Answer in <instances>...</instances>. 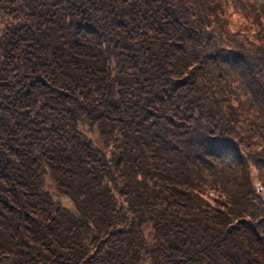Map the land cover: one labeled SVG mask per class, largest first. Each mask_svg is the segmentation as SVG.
Wrapping results in <instances>:
<instances>
[{"label":"trees","instance_id":"1","mask_svg":"<svg viewBox=\"0 0 264 264\" xmlns=\"http://www.w3.org/2000/svg\"><path fill=\"white\" fill-rule=\"evenodd\" d=\"M263 12L0 0V264H264Z\"/></svg>","mask_w":264,"mask_h":264},{"label":"rangeland","instance_id":"2","mask_svg":"<svg viewBox=\"0 0 264 264\" xmlns=\"http://www.w3.org/2000/svg\"><path fill=\"white\" fill-rule=\"evenodd\" d=\"M256 2L258 3H261V2H264V0H255ZM237 22L240 21V17L238 14H236L234 17H233ZM263 23H264V12H263ZM65 202H69L68 199H65L64 200Z\"/></svg>","mask_w":264,"mask_h":264}]
</instances>
